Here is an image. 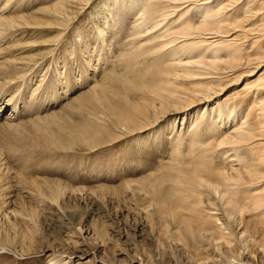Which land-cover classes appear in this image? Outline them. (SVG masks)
Wrapping results in <instances>:
<instances>
[{
    "label": "bare ground",
    "instance_id": "6f19581e",
    "mask_svg": "<svg viewBox=\"0 0 264 264\" xmlns=\"http://www.w3.org/2000/svg\"><path fill=\"white\" fill-rule=\"evenodd\" d=\"M11 1L0 3V142L4 150L10 153L18 144L25 148L21 134L31 126L43 125L45 135H51L53 131L49 130L54 127L64 130L79 112L85 116L86 125L69 130L72 140L60 142L55 150H73L80 144L96 149L145 131L169 116L174 121L179 117L196 119L188 131L193 144L185 149L180 131L172 142L176 144L167 167L134 181L126 180L121 187L103 184L73 189L58 179L17 173L5 164L0 146V250L10 246L23 258L40 254L44 264H160L138 244L131 247L130 234H113V239H107L99 227L96 217L100 210L93 202L98 200L96 193L116 190L119 197L143 200L141 206L120 210L123 218L134 219L135 225L143 228L150 226L163 242L176 240L193 248L188 257H199L195 262L169 258L164 264H264V188L259 189L264 185V22L261 28L254 27L264 0H113L116 13L111 14L112 19L121 10L135 14L134 28L141 46L139 53L134 50L121 55V71L116 66L104 74L94 72L104 68L103 60L89 61L87 47H78V59L84 65L70 70L52 62L50 73L44 62L39 64L24 54L29 47L12 40L20 37V30H26L25 24L32 27L42 23L36 14L15 13L20 3ZM91 2L59 0L40 11L42 15H54L57 19L51 27L58 29ZM96 32L105 42L106 30L98 27ZM76 35L78 45L87 40L82 32ZM146 35L153 37L142 42ZM30 81L40 89L44 87L38 95L46 100L37 102L28 94L36 91ZM85 84L87 88H83ZM238 85L243 87L221 97ZM80 87L83 89L69 99L66 107L41 115L47 101L61 103ZM22 88L26 92L16 96ZM85 106L91 109L83 112ZM200 106H204L200 112L191 113ZM8 108H14L11 114L6 113ZM207 112L210 115L206 116ZM17 191L23 197L20 201ZM25 195L30 201L35 198V204L51 214L52 225L62 226L56 229L58 246L43 245L39 230L48 218L39 220L38 209L26 202ZM89 198L85 214L96 233L82 224H75L72 232L68 218L72 210L68 213V207ZM74 233L78 239H72Z\"/></svg>",
    "mask_w": 264,
    "mask_h": 264
},
{
    "label": "rangeland",
    "instance_id": "374dc122",
    "mask_svg": "<svg viewBox=\"0 0 264 264\" xmlns=\"http://www.w3.org/2000/svg\"><path fill=\"white\" fill-rule=\"evenodd\" d=\"M5 1L6 0H0V3H5ZM57 1L59 0L11 1L12 3L15 4L18 3V5L20 3V6H17L19 10H15L16 11L15 13L20 12L19 14L20 16H27V15L35 16L36 14V16L39 17L40 22L42 23L41 26L31 25L33 28L30 27V24H25L24 29L26 30H20L19 31L20 37H18L15 40H12V42L14 44L20 43L21 47H29L28 50L23 53L32 56L34 58L33 61L38 62L39 64L40 62H44L46 65V66L44 65L45 66L44 68H46V70L50 69L49 73L52 71L51 68L52 62L53 63L58 62L59 66L67 67L70 70L73 67H75V65H81V66L84 65L85 62L78 59L79 58L78 47L88 48V51H86L87 53H85V56L88 55L89 57L87 56V59L92 63L95 61L97 62L98 60L101 61L103 60L102 65H104V68L100 67L98 68L99 70L94 71V72L102 71L100 72L101 74L109 72L110 69L116 66L120 67V71H121L123 68L122 66H120L119 61L121 60L120 57L124 52L126 53L127 51L128 54H130L134 50H136V52L139 53L141 41H139V38L137 37V33H136L137 30L134 28V21L136 19L133 11L127 13V11L124 12V10H121L117 18L112 19V15L116 13L115 12L116 5L114 4L113 0H92V2L87 7L85 6L80 10L78 9L77 10L78 12L76 11L77 13L74 14L72 18L70 17L68 21H66L63 24L64 26L60 25V27H58L57 29V27H51L53 26L51 22H54L53 20H56L57 18H55V16L52 14L42 15L40 11L45 7H49L56 4ZM262 10L258 12V15L254 19V21L256 22L255 25H257L254 27L259 26L261 28V24L264 22V8ZM115 20L120 22L116 24ZM37 26L39 27L38 29H36ZM98 27L99 28L103 27L106 30L107 34L105 36L106 38L105 42L100 38L98 33L99 31L96 32L98 30ZM81 32L84 34L85 40L87 39L89 41V44L87 40L85 42L82 40L81 43L79 42V45L80 44L81 45L80 46L78 45L76 34ZM152 37L153 35L150 36L146 35L143 37L144 39L142 42H147L151 40ZM246 48L249 49L250 44L246 45ZM90 57H92V59H89ZM72 60H74L75 63L72 62ZM44 72L46 73V71ZM97 77H101V76L97 75ZM254 77L256 80V78H258V75L257 77L256 76ZM254 77L251 78V81L254 80ZM30 82L33 84V90L35 88L36 91L33 92L34 94L29 92L28 94L30 96H33L34 100L37 102H42L46 100V98L43 99L38 95V92L42 91L44 87L42 86V88L40 89L38 88V85L34 84L35 81L34 82L30 81ZM244 84L245 83H243L242 85L244 86ZM238 86L230 87L229 90L225 92L226 94L224 95L222 94L221 97L229 95L230 91L233 92L237 90V88H241V86L239 87ZM28 87L29 86H27V90ZM82 87H80L78 90L75 89L71 91L69 97L63 98V100L60 101L61 103H56L55 105V103H53L52 101H51L52 103L50 101L49 102L47 101L48 103V105H46L47 108L45 109V104H43V109H41L42 110L41 115L44 116L57 109L59 110L63 108L64 105L66 107V105L69 104V102L71 101L69 99H72L74 96H76L81 89L87 88L88 85L85 84L84 87L83 88ZM25 92L26 90L22 88L19 94L18 92H16L15 94L16 96L20 95V97H22L21 94ZM43 92L45 91L43 90ZM47 97H50V92H48ZM221 99L219 100L222 101ZM236 99L239 100L240 98H236ZM203 107L204 106L197 107L196 110L193 109L191 113L196 114V112H200L201 109H203ZM88 109H91V106H85L83 112ZM12 110H14V108H12ZM12 110L8 108V111L6 113L9 112V114H11ZM208 115H210V112L206 113V116ZM15 116L21 117L20 114L19 115L15 114ZM172 118L174 117L169 116L166 120L152 126L151 128H148L145 131H142L138 134L128 135L125 136L124 138L109 143L106 142L102 145H99L96 149L95 148L91 149L82 146V144H80L73 150H69V149L68 150L66 149L65 151L62 149L55 150L54 147L61 146L60 142L63 143L66 142L67 140H72V136L68 132L69 130L86 125L87 121L85 120L86 119L85 116L81 115L79 112V113H75L69 119L67 123V127L64 130L59 131L55 127L52 130H49V131H53L51 135H45L47 131L43 130V125H36L27 128L21 134L26 143L25 148L21 147L18 144L16 150L10 152L12 153V155L8 151H6L7 150L6 147L3 145L2 142H0V146H2L3 148L2 157L3 160L4 159L6 160L5 164L10 169L15 170L17 173L26 172L28 174L30 173L29 175L36 178H48L54 180L58 179L66 183L67 186L73 189L89 188V187L96 188L99 185L102 186L103 184L108 186L116 185L121 187L123 185V182L126 180L134 181L140 177H145L150 173L160 171L161 169L163 170L165 167H167L174 150L173 145L176 144V143L172 144V142L179 135L180 131H181L180 136L183 137L182 140L180 139V141H182L181 142L182 145H184L185 149H187L188 147L187 145H190L192 138L191 136L188 135V131L190 129L191 124L196 119V117L194 116L190 120L188 118L184 120L183 117H179L177 118L176 121H174ZM52 143H57L58 145L53 146ZM50 148L53 151H50L49 150ZM186 156H187L186 160L190 162L192 159L187 154ZM25 157L28 158L26 159ZM16 180L17 178H13L14 182ZM17 188L20 189V187ZM262 188H264V185L259 189ZM115 192L116 190H107V191L102 190L98 194L96 193L97 195L96 197L98 198V200L93 201L94 205L97 206L100 210V213L97 215L96 219L98 220L99 227L101 228V230L103 229L102 232L105 233V237L106 238L108 237L107 239L109 238L113 239L115 235H117L118 233H122L126 235L130 234L128 238L130 246L134 247L135 245L138 244L140 249L148 253L151 258H153L154 260L155 259L160 260L161 262H157L160 264H164L163 262L168 260L169 258L179 259L181 260V262H185V260H190L195 262L199 259L197 255H194L193 258L188 257L187 253L193 251L194 250L193 248H188L186 245H179L176 242V240H172L171 242H163L162 238H158L156 235H154L155 233L151 231L150 226H146L143 228V225L140 226H138L137 224L135 225L136 221L134 219L123 218L120 215V210L125 211V209L128 210L129 208H132V206L133 207L141 206L143 204V200L141 201L140 198H137L135 202L134 199H128V197L125 198L122 195L119 197L120 194L118 193L116 194ZM15 194L17 195V201L23 199L22 194H20L19 191L15 192ZM23 194H25V192H23ZM25 196L29 200V201L26 200V202L27 203L31 202L32 204L31 203L28 204L32 205L35 208V210L38 209V213H36V215L37 217L40 216L39 220L45 222L48 218L47 222L43 223L44 226H41V229L44 231H42L39 228L40 229L39 232L44 238L43 245L48 246V243H51L52 247L58 246L59 241H56L57 240L56 237L58 234L57 230L62 228V226L61 225L57 226L55 224V226L58 227L57 228L54 226V224L52 225L50 222L52 221L51 214H49L40 205H36L34 200L35 198L31 199L30 201L29 196L27 195ZM96 197H93V199H96ZM91 198L86 200L84 199L83 201L76 200L74 201V204H71L68 207L70 209L69 212H68V208L66 209L68 213H70L72 210V212L68 215L70 216L68 218L70 222V229L72 230V232H75L74 230L75 224L77 225L82 224L83 226L86 225L92 228L91 224H89L90 219L87 217V214H85V211L87 209L85 205L87 203V207L89 206L88 204H90ZM73 211H75L76 213ZM72 214L74 215V217L73 216L71 217ZM129 214H132V212ZM81 217L83 218L82 222H79L81 220ZM104 224L106 227L104 226ZM103 226L106 230L103 228ZM138 228L140 229L143 228V230L142 229L140 230V232H142L141 234L140 232H137ZM22 229H24V227H22ZM92 231L96 233V230H94V228H92ZM135 231L138 234L133 236ZM235 231L237 232V230ZM94 233L92 237H90L91 240H93V237L95 236ZM111 234L112 235L115 234V235L112 236ZM237 235L239 236V234ZM74 236L75 237L72 238L73 240L79 238V236L76 235L75 233ZM45 242H47L46 245ZM123 244H127V243H123ZM243 246L246 247L245 245ZM249 246L254 247V249L257 248L255 244L249 243ZM8 247H9L8 249L0 250V264L1 262L2 264H7L10 262L12 264H44V257H42L40 254L34 253L32 254V256L29 255L30 257L25 256L23 258L20 257L17 253L12 252L11 251L12 248L10 246Z\"/></svg>",
    "mask_w": 264,
    "mask_h": 264
}]
</instances>
